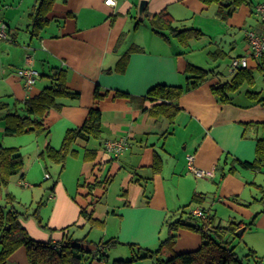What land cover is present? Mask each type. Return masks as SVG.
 Instances as JSON below:
<instances>
[{"label": "crops", "instance_id": "1", "mask_svg": "<svg viewBox=\"0 0 264 264\" xmlns=\"http://www.w3.org/2000/svg\"><path fill=\"white\" fill-rule=\"evenodd\" d=\"M259 1L242 4L221 19L216 4L147 0L139 20V0H116L113 6L104 0H56L47 23L32 35L29 14L39 0H0V18L8 27V37L0 40V144L15 148L23 160L4 194L14 196V209L31 238L80 240L86 252L82 264H112L110 247L115 260L128 256L117 246L131 249L129 258L134 253L129 245L156 249L167 236L166 222L190 205L206 210L222 226L241 222L239 242L257 259L250 264H264V165L252 170L239 163L252 162L256 140L264 139V103L247 95L259 92L264 98V91L243 84L227 103L212 92V86L235 73L231 60L249 54L245 30L261 29L254 13ZM162 9L178 27L199 35L184 44L153 32L148 17ZM189 64L208 71L204 80L176 99L179 110L172 118L152 114L160 100L147 97L149 90L185 87ZM257 65L258 59L248 58L247 68ZM25 66L39 72L28 89L16 75ZM55 71H64L67 89L78 97L57 99L62 106L47 112L46 133H6L7 114H25V102L53 83ZM91 108L101 113L99 138L76 139L63 169L39 156L46 143L58 149L66 131L80 127ZM120 137L129 140V148L112 157L103 142ZM88 150L95 152L92 158H85ZM188 153L197 168L212 175L188 171ZM155 154L162 161L158 173L151 169ZM193 196L201 202L192 203ZM82 207L96 224L80 215ZM109 239L119 243L99 244ZM201 242L198 232L179 228L173 250L193 251ZM135 261L153 264L149 257ZM7 262L29 264L26 248L20 246Z\"/></svg>", "mask_w": 264, "mask_h": 264}, {"label": "trees", "instance_id": "2", "mask_svg": "<svg viewBox=\"0 0 264 264\" xmlns=\"http://www.w3.org/2000/svg\"><path fill=\"white\" fill-rule=\"evenodd\" d=\"M56 0H39L37 6L29 14L31 18V34L38 35L39 31L47 23V13L51 10ZM66 1V0H61ZM204 5H217V15L226 19L242 4L251 3V0H199ZM148 24L151 30L161 36L176 37L182 43L198 36L199 32L193 28L178 27L170 13L162 9L148 17ZM187 83L185 87L156 85L151 88L147 97L153 100H160L152 106L151 113L154 115H165L172 118L179 110L176 99L184 92L197 86L204 80L208 71L189 64L187 67ZM254 71L259 72L264 80V57L258 59V65L252 68H239L235 70L232 78L226 82H220L212 86V92L218 96L222 103L230 102V94L236 91L241 85L252 86L255 82ZM192 79V80H191ZM97 95V91H96ZM251 99L264 103V98H259V92H247ZM77 98L78 93L67 89L64 71H55L54 80L50 86L43 88L40 93L25 102V114L10 113L6 116L5 131L8 134H40L46 131L44 118L51 109H60L62 104L58 98ZM264 127V123H261ZM101 113L97 108L88 111L86 119L80 127L68 129L63 137L62 144L58 149L52 148L48 143L39 152L41 158H48L59 164L61 169L67 155L71 152L72 143L78 139L88 140L101 136ZM95 152L88 150L85 158H92ZM241 166L258 170L264 165V139L256 140L255 159L252 162H239ZM23 167L22 157L16 153L15 148L5 147L0 144V197L10 181V177L21 171ZM162 161L160 156L154 155L152 173L161 170ZM231 170V168L229 169ZM98 183V182H96ZM4 203L0 205V264H8V257L20 246L26 248L29 264H82L85 260V250L80 240L66 238L60 242H41L31 238L19 221V213L14 209L15 198L9 193L3 195ZM201 197L193 196L191 202H201ZM195 208V207H194ZM190 205L183 206L179 216L174 220L166 222L167 236L160 240L156 249L150 250L140 246L129 245L134 251L133 256L127 260H114L112 264H132L138 258H152L153 264H250V261L257 263L253 250L248 249L243 255H238L232 242L238 236L241 222L231 223L222 226L215 221L212 214L206 210L204 217L192 214L194 209ZM80 215L91 224H96L91 212L84 207ZM179 228H186L198 232L201 235V245L193 251L177 253L173 250L176 239V231ZM119 243L117 239H109L99 243L109 248ZM99 256V254H96ZM94 255V256H96Z\"/></svg>", "mask_w": 264, "mask_h": 264}, {"label": "built area", "instance_id": "3", "mask_svg": "<svg viewBox=\"0 0 264 264\" xmlns=\"http://www.w3.org/2000/svg\"><path fill=\"white\" fill-rule=\"evenodd\" d=\"M106 5L113 6L116 0H104ZM255 16L261 23V29L256 31L254 29L245 30V38L249 46V54L244 56L234 57L231 60L230 68L236 70L239 68H247L248 58L259 59L264 57V0H260L254 7ZM8 37V27L4 20L0 18V40H4ZM16 75L21 79L24 87L27 89L36 81L39 77V72L32 68L31 66H25L18 68L16 70ZM104 150L112 157H119L129 148V140L126 137H120L117 139H110L103 142ZM194 156L193 154H186V165L188 171L193 175L198 177H208L212 173L207 170L197 168L193 164ZM49 177V174H45ZM192 214L199 217H204L205 212L199 208L195 207L192 210Z\"/></svg>", "mask_w": 264, "mask_h": 264}, {"label": "rangeland", "instance_id": "4", "mask_svg": "<svg viewBox=\"0 0 264 264\" xmlns=\"http://www.w3.org/2000/svg\"><path fill=\"white\" fill-rule=\"evenodd\" d=\"M252 1V0H251ZM223 61H228L229 60V58L228 57H226V58H224V59H222ZM252 88L255 90H262V91H264V80L262 79V76H261V74L259 73V72H255V82H254V84H253V86H252ZM4 192L5 191H3V193H2V196L0 197V205H2L3 204V200L1 199V198H4L3 197V195H4ZM240 241V239L239 238H236V239H234L233 240V242H232V245L233 246H235V251L238 253V255H243L246 251L244 250V248H242V243H240L239 242ZM241 241H242V238H241ZM116 248H118L120 251L119 252H121L120 254H122V255H128L126 258H121L122 260H127L130 256L129 255H131L132 254V252H131V249H129V248H127V247H120V246H117ZM115 252V249H114V247H110L109 249H108V251H107V256H108V258L110 259V261H113V260H115V259H117V258H115L114 257V255L115 254H113ZM130 259V258H129ZM150 262V261H149ZM132 264H142V263H139V261H134Z\"/></svg>", "mask_w": 264, "mask_h": 264}, {"label": "water", "instance_id": "5", "mask_svg": "<svg viewBox=\"0 0 264 264\" xmlns=\"http://www.w3.org/2000/svg\"><path fill=\"white\" fill-rule=\"evenodd\" d=\"M147 4V0H139L138 2V6H137V15H138V19L141 20L143 18V11L145 9V6ZM244 228H240L237 231V234L240 235L242 233Z\"/></svg>", "mask_w": 264, "mask_h": 264}]
</instances>
